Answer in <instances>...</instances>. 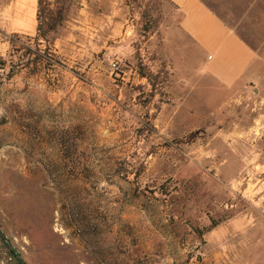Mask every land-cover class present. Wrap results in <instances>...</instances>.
Instances as JSON below:
<instances>
[{
	"label": "rangeland",
	"instance_id": "obj_1",
	"mask_svg": "<svg viewBox=\"0 0 264 264\" xmlns=\"http://www.w3.org/2000/svg\"><path fill=\"white\" fill-rule=\"evenodd\" d=\"M16 1L0 0V232L26 263L260 262L227 253L264 246V0H203L257 55L235 91L185 68L167 0H47L54 71L10 78V38L37 36L11 31Z\"/></svg>",
	"mask_w": 264,
	"mask_h": 264
},
{
	"label": "crops",
	"instance_id": "obj_2",
	"mask_svg": "<svg viewBox=\"0 0 264 264\" xmlns=\"http://www.w3.org/2000/svg\"><path fill=\"white\" fill-rule=\"evenodd\" d=\"M30 1L36 2L33 28L30 30L28 13ZM180 12L181 40L189 44L185 54V68L199 70L204 76L219 83L227 91L240 90L251 86L259 77L257 55L251 46L233 30L203 0H167ZM16 11L12 12L13 33L37 31L38 0H17ZM193 51V52H192ZM214 234V233H211ZM212 241L218 239L211 235ZM262 241L256 247H242L227 253L228 258L248 254L258 257L257 264H264ZM231 251V249H230ZM232 261V260H231Z\"/></svg>",
	"mask_w": 264,
	"mask_h": 264
},
{
	"label": "trees",
	"instance_id": "obj_3",
	"mask_svg": "<svg viewBox=\"0 0 264 264\" xmlns=\"http://www.w3.org/2000/svg\"><path fill=\"white\" fill-rule=\"evenodd\" d=\"M47 0H38V13H37V36L34 38L35 47L32 44H28L33 41L32 38H28V42L22 43L18 36L10 38V42L18 53H22L19 57L20 63L16 65L15 62H11L9 77L13 78L22 69H29L31 74L47 76V71H54L52 64L47 58V53H51L50 47H47V43L52 45L55 42L56 36L59 33V27L64 20L63 13L56 15L54 12L47 10ZM46 4V5H45ZM43 45H46V49H42ZM2 69H6L7 63L1 64ZM20 67V68H19ZM216 226L211 227L209 232H212ZM0 264H27L22 258V255L9 240L0 232Z\"/></svg>",
	"mask_w": 264,
	"mask_h": 264
},
{
	"label": "built area",
	"instance_id": "obj_4",
	"mask_svg": "<svg viewBox=\"0 0 264 264\" xmlns=\"http://www.w3.org/2000/svg\"><path fill=\"white\" fill-rule=\"evenodd\" d=\"M112 67H113V71H114V72H119V71H120V67H119V65H118L117 63H114V64L112 65Z\"/></svg>",
	"mask_w": 264,
	"mask_h": 264
}]
</instances>
